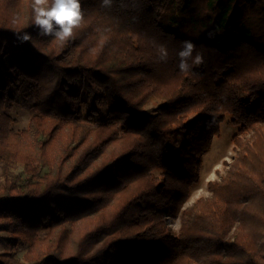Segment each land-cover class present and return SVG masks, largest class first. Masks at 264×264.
<instances>
[{
	"label": "trees",
	"instance_id": "obj_1",
	"mask_svg": "<svg viewBox=\"0 0 264 264\" xmlns=\"http://www.w3.org/2000/svg\"><path fill=\"white\" fill-rule=\"evenodd\" d=\"M81 4L60 46L32 0H0V226L28 243L0 264H264V0ZM185 40L204 58L189 74ZM18 96L32 112L20 131ZM227 118L235 158L184 207Z\"/></svg>",
	"mask_w": 264,
	"mask_h": 264
},
{
	"label": "clouds",
	"instance_id": "obj_2",
	"mask_svg": "<svg viewBox=\"0 0 264 264\" xmlns=\"http://www.w3.org/2000/svg\"><path fill=\"white\" fill-rule=\"evenodd\" d=\"M113 0H102L103 7H111ZM32 13L34 26L39 30L41 36L52 37L63 46L68 41L74 39L78 30L85 23V13L81 0H32ZM13 20V23H16ZM211 35V34H210ZM17 39L27 42L31 39L30 33H17ZM157 56L160 61L169 59V50L165 44L156 45ZM96 52V49H92ZM195 53V54H194ZM179 60V70L181 73L189 74L193 66H198L204 62L201 52L197 51L196 45L185 40L176 53Z\"/></svg>",
	"mask_w": 264,
	"mask_h": 264
},
{
	"label": "rangeland",
	"instance_id": "obj_3",
	"mask_svg": "<svg viewBox=\"0 0 264 264\" xmlns=\"http://www.w3.org/2000/svg\"><path fill=\"white\" fill-rule=\"evenodd\" d=\"M5 66V65H4ZM157 105V101L153 100L147 105L148 110H153ZM85 115L89 113V108L85 106ZM12 115L16 119L14 123L15 130L29 129L31 124L32 112L26 106L24 99L21 96L17 97V102L12 109ZM102 119L93 116L90 124H95ZM237 132V127L231 123L230 118H227L223 122L221 127V135L215 137L211 149L203 156V163L201 167V181L196 184L191 191L190 198L185 202L184 207L191 206L200 197H208L211 192L208 188L209 181L220 179L229 167V164L233 162L236 155V148L233 142V135ZM45 138V137H40ZM226 162L228 163L226 165ZM23 170V166L19 165L14 169L15 173H20ZM47 171V169H45ZM1 168H0V181ZM172 227L175 231H178L180 222L176 219ZM28 243L26 241L21 242L17 247L12 248L9 244V231L5 225L0 226V254L6 251H11L15 256L24 261V254L27 251Z\"/></svg>",
	"mask_w": 264,
	"mask_h": 264
}]
</instances>
